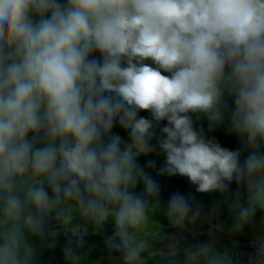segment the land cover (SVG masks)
I'll use <instances>...</instances> for the list:
<instances>
[{
	"label": "clouds",
	"instance_id": "9594fccd",
	"mask_svg": "<svg viewBox=\"0 0 264 264\" xmlns=\"http://www.w3.org/2000/svg\"><path fill=\"white\" fill-rule=\"evenodd\" d=\"M149 169L243 187L238 228L264 210V0H0V264H41L45 245L81 264L89 235L144 264ZM167 207L180 225L202 206L177 191ZM252 247L264 264V237Z\"/></svg>",
	"mask_w": 264,
	"mask_h": 264
},
{
	"label": "trees",
	"instance_id": "16d2710c",
	"mask_svg": "<svg viewBox=\"0 0 264 264\" xmlns=\"http://www.w3.org/2000/svg\"><path fill=\"white\" fill-rule=\"evenodd\" d=\"M147 115V113H141ZM197 126L202 127L205 134L215 136L219 143L229 149L238 147L237 140L226 132V125L219 127L213 131H208V122L203 117H194ZM115 131L124 133L119 129ZM155 143V141H153ZM155 160L156 168H160L164 164V156L151 154L147 157H139V163L146 167L147 160ZM153 177L161 184V193L159 198H149L148 220H152L155 230L170 229L174 226L181 227L193 234L207 233L212 229H216L218 233H227L228 240L232 241L233 237L247 236L258 238L264 235V210L257 209L255 215L244 223L242 228H238V211L241 205H245L247 201V192L243 187H239L233 183L230 190L226 192H208L197 193L195 186L189 183L187 178L175 176H157L155 170L149 169ZM137 191H142V185L137 187ZM191 193L196 200L200 202L201 214L195 219L190 217L180 224H174L168 213V199L173 192ZM157 199L159 203H157ZM112 231V226H108V232ZM237 233V234H235ZM136 238L140 242H144L145 238L139 230L136 232ZM64 238H60V245L64 244ZM39 243V241H37ZM81 264H94L104 257L120 256V253H109L104 244L103 236L89 235L86 238L85 245L78 249ZM195 260L206 258L208 264H229V258L225 254H219L214 250L204 252L197 251ZM189 252L176 249L170 252L154 251L151 255L142 256L144 264H186ZM41 264H66L59 246L55 249H49L45 245L42 254L39 256ZM123 264V262L121 263Z\"/></svg>",
	"mask_w": 264,
	"mask_h": 264
},
{
	"label": "rangeland",
	"instance_id": "374dc122",
	"mask_svg": "<svg viewBox=\"0 0 264 264\" xmlns=\"http://www.w3.org/2000/svg\"><path fill=\"white\" fill-rule=\"evenodd\" d=\"M140 231L145 241L142 242L145 247L142 256L151 255L154 251L170 252L176 249H182L187 252L198 251L200 245H207V250H214L219 254H225L229 258V264H248L249 254L253 252L252 245L257 238L240 236L233 237L232 241L228 240L227 233H218L216 229H212L207 233L193 234L187 230L174 226L170 229L155 230L152 220H148ZM237 234V233H235ZM264 237V235L262 236ZM176 242L177 246L172 247ZM120 256L104 257L94 264H121ZM186 264H208L206 258L195 260L189 255Z\"/></svg>",
	"mask_w": 264,
	"mask_h": 264
}]
</instances>
